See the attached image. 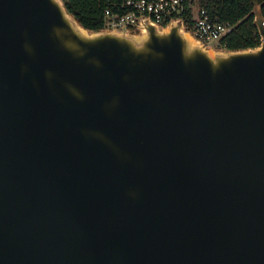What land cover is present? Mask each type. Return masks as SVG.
Returning a JSON list of instances; mask_svg holds the SVG:
<instances>
[{"label":"water","instance_id":"water-1","mask_svg":"<svg viewBox=\"0 0 264 264\" xmlns=\"http://www.w3.org/2000/svg\"><path fill=\"white\" fill-rule=\"evenodd\" d=\"M253 13L260 44L228 49L0 0V264H264Z\"/></svg>","mask_w":264,"mask_h":264},{"label":"trees","instance_id":"trees-1","mask_svg":"<svg viewBox=\"0 0 264 264\" xmlns=\"http://www.w3.org/2000/svg\"><path fill=\"white\" fill-rule=\"evenodd\" d=\"M76 20L89 30L103 29V8L119 4L124 0H62ZM185 4L181 18L187 29L193 32L194 24L205 9L212 18H219L234 26L233 31L223 37L218 48L243 49L256 47L261 37L254 24L253 7L261 6L264 17V0H183Z\"/></svg>","mask_w":264,"mask_h":264},{"label":"built area","instance_id":"built-area-1","mask_svg":"<svg viewBox=\"0 0 264 264\" xmlns=\"http://www.w3.org/2000/svg\"><path fill=\"white\" fill-rule=\"evenodd\" d=\"M184 9L183 0H124L103 8V26L108 29L134 30L142 17L165 26L180 19ZM233 29V25L219 18H212L205 9H201L193 33L207 45H218Z\"/></svg>","mask_w":264,"mask_h":264},{"label":"rangeland","instance_id":"rangeland-1","mask_svg":"<svg viewBox=\"0 0 264 264\" xmlns=\"http://www.w3.org/2000/svg\"><path fill=\"white\" fill-rule=\"evenodd\" d=\"M210 46H215V47H217L216 43H214V44H212V45H210Z\"/></svg>","mask_w":264,"mask_h":264},{"label":"bare ground","instance_id":"bare-ground-1","mask_svg":"<svg viewBox=\"0 0 264 264\" xmlns=\"http://www.w3.org/2000/svg\"><path fill=\"white\" fill-rule=\"evenodd\" d=\"M190 42H193L191 38H189Z\"/></svg>","mask_w":264,"mask_h":264}]
</instances>
